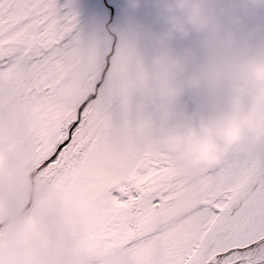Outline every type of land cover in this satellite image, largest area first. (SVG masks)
<instances>
[{
  "label": "snow or ice",
  "instance_id": "6c2138e0",
  "mask_svg": "<svg viewBox=\"0 0 264 264\" xmlns=\"http://www.w3.org/2000/svg\"><path fill=\"white\" fill-rule=\"evenodd\" d=\"M68 9L0 0V144L15 140L11 159L39 192L20 242L92 264H264V145L182 169L135 129L109 82L112 52L99 75L77 71L85 42Z\"/></svg>",
  "mask_w": 264,
  "mask_h": 264
},
{
  "label": "clouds",
  "instance_id": "9594fccd",
  "mask_svg": "<svg viewBox=\"0 0 264 264\" xmlns=\"http://www.w3.org/2000/svg\"><path fill=\"white\" fill-rule=\"evenodd\" d=\"M135 7L139 0H128ZM158 17L166 30L157 39L164 47L149 63L137 55L135 44H125L121 55V89L133 98H146L135 104L134 127L150 141L175 156L182 169L201 171L222 163L232 153L251 154L264 145V46L240 45L239 55L229 65L240 88L230 102L199 103L188 111L178 101L186 91L210 89L216 73L189 69L190 49L175 52L169 41L176 35L202 34L206 43L219 37L222 25L208 0H155ZM226 47L236 42L233 32L220 37ZM102 41V36H97ZM152 110L147 111V105ZM22 120L8 125L19 133ZM15 140L0 144V190L15 198L10 209L0 213V264H92L84 254L61 252L54 245L21 243L26 222L25 205L39 196L28 165L11 159ZM20 147H23L21 142ZM187 208L195 207V193L186 197ZM53 240L55 234L52 235Z\"/></svg>",
  "mask_w": 264,
  "mask_h": 264
},
{
  "label": "bare ground",
  "instance_id": "6f19581e",
  "mask_svg": "<svg viewBox=\"0 0 264 264\" xmlns=\"http://www.w3.org/2000/svg\"><path fill=\"white\" fill-rule=\"evenodd\" d=\"M116 1L122 17L121 27L127 33V44L134 43L137 55L146 64L149 63L153 56L164 47L157 37L162 36L166 30L165 23L158 17V6L155 0H139L135 7L128 0ZM59 3L68 4V10L76 17V31L85 42L78 52L77 71L81 74L94 73L98 75L104 63L102 62L103 57L106 56H102L103 54L100 53L102 43L97 40V36H101V31L97 27L98 23L96 24L101 15L100 10L92 4V0H86L87 8L81 10L78 8L80 3H77V0H59ZM208 4L219 16L222 25L219 37L214 38L211 43H206L202 34L192 32L183 37L176 35L168 42L175 52H183L184 49L191 50L190 70L197 71L205 68L216 73L210 89H205L202 92L189 90L180 98L178 103L186 107L188 111L195 110L199 103H212L217 100L230 102L240 88L237 77L229 70L232 60L239 55L240 45L248 42L254 48L264 46V0H208ZM228 31L233 32L236 37V42L231 48L226 47L220 38L225 36ZM119 66V77L115 83L135 121V104L146 98L139 95L133 98L121 89L123 78L121 62ZM152 107L148 104L146 110L151 111ZM10 122L11 118H9V124ZM14 199L11 193L0 190V213L10 209Z\"/></svg>",
  "mask_w": 264,
  "mask_h": 264
},
{
  "label": "rangeland",
  "instance_id": "374dc122",
  "mask_svg": "<svg viewBox=\"0 0 264 264\" xmlns=\"http://www.w3.org/2000/svg\"><path fill=\"white\" fill-rule=\"evenodd\" d=\"M77 3H80V5L78 6L79 10L87 8L86 0H83V1L77 0ZM92 4L98 10H100L101 15H100L99 19H97L96 24L98 23L97 27L101 31V36L103 37V40L101 41L102 50L100 53L103 54L102 56L106 55L103 57L102 62H104V63L102 64V67L100 68L98 75L104 70L105 58L109 55L110 52H112L113 55L111 56V65H114V66L111 67V74L109 73V82H113V81H116L117 78L119 77L118 68L120 67L119 65L121 62V55L123 52V48H124L125 44H127V36H126L127 33L125 32V29L123 27H121L122 26V22H121L122 17H121V14L119 12V8L117 6L116 0H114V1L113 0H110V1L109 0H92ZM110 23H111V25H110ZM112 68H114V69H112ZM0 226H2V228H3L4 224L0 223Z\"/></svg>",
  "mask_w": 264,
  "mask_h": 264
}]
</instances>
